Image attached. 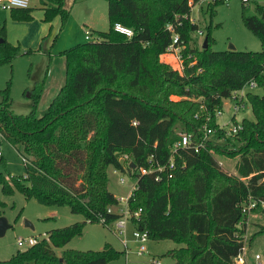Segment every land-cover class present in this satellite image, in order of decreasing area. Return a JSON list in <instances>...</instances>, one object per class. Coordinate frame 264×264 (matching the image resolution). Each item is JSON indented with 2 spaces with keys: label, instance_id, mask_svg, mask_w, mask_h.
<instances>
[{
  "label": "trees",
  "instance_id": "trees-1",
  "mask_svg": "<svg viewBox=\"0 0 264 264\" xmlns=\"http://www.w3.org/2000/svg\"><path fill=\"white\" fill-rule=\"evenodd\" d=\"M189 1L107 0L108 30L97 31L94 41L60 53L64 83L40 114L36 113L40 85L30 92L32 109L25 115L13 114L7 90L0 91V135L20 147L26 160L24 177L8 180L0 173L2 190L11 193L16 188L42 204H65L84 217L81 223L50 231L47 240L0 264H109L116 260L120 254L108 245L98 252L66 250L60 256L55 250L80 236L85 223H99V216L114 221L117 215L106 212L116 203L108 190V167L136 177L132 165L124 168L119 161L122 152L135 167L147 164L149 157L154 163L167 162L178 139L174 132L178 124L196 137L205 126L216 128L211 139L225 144L240 139L243 145L227 151L209 138L207 147L197 153L180 150L171 176L163 172L156 181L153 175H140L129 198L132 210L141 208L140 222L133 226L146 230L149 240L176 244L166 254L172 264H233L242 252L239 224L246 216L242 205L249 197L264 200V5L256 2L252 15L245 6L242 12L244 24L262 43L260 51H214L209 32L207 48L191 44L198 25L185 17L190 16ZM40 2L46 6L44 21L56 16L62 22L67 19L65 0ZM31 10L9 12L14 19L30 20ZM115 23L132 29V36L117 32ZM174 33L185 46L183 52L192 53L196 60L193 66L186 62L181 72L161 58ZM18 53L6 40V27L1 24L0 63ZM250 80L262 89L261 95L247 92L245 96L254 118H243L242 129L227 136L218 128L216 113L222 110L223 99ZM214 149L238 155L237 175L223 171L213 157ZM216 177L227 182L216 187ZM253 210L264 213L260 207Z\"/></svg>",
  "mask_w": 264,
  "mask_h": 264
},
{
  "label": "rangeland",
  "instance_id": "rangeland-1",
  "mask_svg": "<svg viewBox=\"0 0 264 264\" xmlns=\"http://www.w3.org/2000/svg\"><path fill=\"white\" fill-rule=\"evenodd\" d=\"M68 2V4H67ZM66 7L68 17L61 21L62 25L53 36L49 52L43 48L45 38L27 39L26 48L18 44L20 38L18 27L13 28L7 23V41L18 48V54L10 61L0 63V91L7 90L10 99V110L13 114H28L32 109L30 92L34 87L41 86V96L36 106V113L40 114L47 108L56 96L65 79V69L60 64L61 60L55 59L60 53L76 44L94 41L97 39V31H107L109 21L107 15V0H67ZM264 5V0H197L191 6L190 19L198 25L199 34L194 32L193 38L198 41L191 42L199 47L209 32L210 48L214 51L228 50L231 46L239 51H260L262 43L257 35L252 33L244 24L242 18L243 7L248 14H255V3ZM38 5L37 0L30 4ZM8 10L0 8V22L6 18ZM5 16V17H4ZM43 18V17H42ZM45 23V21H43ZM42 24V22H41ZM96 32H95V31ZM93 31V32H92ZM41 38V37H40ZM40 40V41H37ZM51 54V55H49ZM163 54L161 56L164 60ZM169 57V55H167ZM165 57L167 61L169 58ZM174 64V63H172ZM61 65V67H60ZM253 92L261 95L262 89L258 86L243 88V93ZM0 92V101L2 99ZM173 100L179 97L172 96ZM194 101L198 102L196 98ZM233 99L226 98L222 102V110L217 115V122L225 130H229L234 121L241 122L243 118L253 119V113L249 102L244 98V107L238 112L233 111ZM202 107H200V110ZM199 110V111H200ZM185 131L182 125L174 127V132ZM211 144L225 147L227 151H233L243 145L238 139L234 144H225L224 140H209ZM224 151V152H221ZM215 160L228 175H237L236 163L238 155L225 153V150L211 151ZM0 173L6 178L24 177L26 170L22 159L20 147L11 145L0 135ZM108 190L115 196H126L136 179L125 171L113 172V167L107 169ZM123 177L124 182H119ZM227 182L223 177H216L214 185L222 186ZM209 195L213 190L209 191ZM0 216L6 218L10 228L0 237V261H8L18 251H24L28 247L17 246V240L34 237L37 240H47L48 233L52 230L71 226L84 221L81 214L72 213L69 207L63 205L42 204L35 197L26 198L21 191L14 188L11 193H5L0 184ZM30 224L31 227L26 226ZM242 232L245 248L246 264H254V255L259 254L264 259V213L260 210L248 211L245 218L239 224ZM125 240L128 243L129 255L125 258L124 248L120 238L114 231L100 223H85L82 234L74 237L65 247L56 249L58 256L66 250L94 251L98 252L108 245L120 255L109 264H150L152 259L160 260L161 264H172V260L166 257L171 249L178 247L171 241L148 240L145 244L147 252L139 256V245L131 236V228L127 230Z\"/></svg>",
  "mask_w": 264,
  "mask_h": 264
},
{
  "label": "built area",
  "instance_id": "built-area-1",
  "mask_svg": "<svg viewBox=\"0 0 264 264\" xmlns=\"http://www.w3.org/2000/svg\"><path fill=\"white\" fill-rule=\"evenodd\" d=\"M31 0H0V8L3 10H11L12 8H27L30 5ZM224 2H229V0H223ZM246 1V0H243ZM189 5H194V1L190 0ZM191 22H194L192 19H190V16L187 17ZM167 28L169 30L172 29L171 25H168ZM114 29L127 36L131 37L133 34L132 29L125 27L121 25L120 23L114 24ZM197 33L201 34V31L197 30ZM194 42L198 44V41L193 38ZM196 44V47L198 45ZM199 47L202 48V43H199ZM185 46L182 43V41L179 40L178 34H172V41L171 43L166 47L165 55H169L171 57V61H163L169 65L172 66L175 70H178L181 72L184 69L185 63L187 62L188 66H193L196 63V60L194 59V55L192 53L185 54L183 52ZM174 63V64H172ZM200 71V69H198ZM249 87H256V82L254 80H250L246 84L243 85L242 88L239 90H236L232 93L230 96L233 101V111L238 112L241 108L244 107V98L245 94L243 93V88L245 86ZM220 114V111L216 113V115ZM232 119L234 121V124L229 130H225L222 126H218L219 129H223L225 131V134L227 136L235 135L242 129V123L236 122L234 115L232 116ZM136 122L134 121L133 124ZM216 128H209L207 126L204 127V132L201 136H194L192 133L181 131L178 132V139L172 144L171 146V155L167 162L161 164V163H154L152 161V158H148V162L145 165L135 167V165L132 163L131 158L127 153H120L119 154V161L122 163L123 167L125 168L126 165H132L133 168L136 169V179L135 183L131 186V189L129 193L126 196H115L116 203L114 205H110L107 207L106 212L110 214H115L117 217L112 222H107L106 217L99 216L98 222L102 224L103 226L107 227L109 230H112L115 232V234L120 238V241L122 242V246L124 248V254L125 258H128L129 255V249H128V243L125 240V235L127 233V230L129 227H131V236L132 238L137 242L139 245L137 254L139 256L144 255L147 252L146 249V242L149 240L148 232L146 230H139L136 227L133 226V223H139L141 218V208L139 207L137 210H132L129 206V198L132 196L133 191L137 187L138 178L140 175H153L154 179L156 181H160L162 177V173L166 172L169 176H171V173L175 170V156L179 154L180 150H186V151H192L194 153L199 152L201 149H205L207 147V142L213 134H215ZM1 155V153H0ZM24 163L26 160L22 158ZM114 173L119 172L117 169H113ZM119 182L123 183L124 179L123 177H119ZM260 207L261 209H264V200H255L249 197L248 201L242 205V212L246 215L248 211H252L254 208ZM39 242L34 237H28L26 239H18L17 240V246H27L31 247L36 245ZM245 248L243 247L242 252L238 254L233 259V264H246L245 259ZM254 264H264V259L259 254L254 255L253 258ZM150 264H161L160 260L158 259H152Z\"/></svg>",
  "mask_w": 264,
  "mask_h": 264
},
{
  "label": "crops",
  "instance_id": "crops-1",
  "mask_svg": "<svg viewBox=\"0 0 264 264\" xmlns=\"http://www.w3.org/2000/svg\"><path fill=\"white\" fill-rule=\"evenodd\" d=\"M31 1H33V0H31ZM65 1L67 2V0H65ZM66 2H65V4H66ZM37 3H38V5H36V3H34L33 5L32 4L29 5V7L32 9L30 20L14 19L10 16V12L8 11L6 18H4L2 23L0 22V25L4 23V25L6 27L7 23L9 22L11 27H13V28L18 27L17 33L20 35V38L18 40L16 39V41L18 44H21V46L23 48H26V46L29 45V43H28V45L26 43L27 39H30V40L32 39V42H33L37 38H39V39H41V42H43L42 39L45 38L46 40H44L45 42H43L42 45H43V48L49 52L50 51L49 48H50V46L52 44V40H53V36L51 37V34H54L55 32H57V30L60 29L62 23H61L59 16L54 17L51 21H48V22L45 21V23H44L43 22L44 20L42 17H43V13H44L43 10L46 6H43L41 4L40 0H37ZM67 4H68V2H67ZM65 7H66V5H65ZM41 22H42V24H41ZM6 32H8L7 29H6ZM6 40H7V33H6ZM37 41H40V40H37ZM11 44H13V43H11ZM49 55H51V54H49ZM165 57H168V56H165ZM165 57H164V60L167 61L168 59L166 60ZM55 59L61 60L60 64L62 65L63 68L65 67L63 56L60 55V56L56 57ZM169 61H171V57L169 58ZM61 65H60V67H61Z\"/></svg>",
  "mask_w": 264,
  "mask_h": 264
},
{
  "label": "water",
  "instance_id": "water-1",
  "mask_svg": "<svg viewBox=\"0 0 264 264\" xmlns=\"http://www.w3.org/2000/svg\"><path fill=\"white\" fill-rule=\"evenodd\" d=\"M207 48V38L205 37L203 42H202V49ZM230 50H234V47L231 46L229 48ZM26 226L31 227L30 224H26ZM10 228V225L8 224V222L6 221V218L3 216H0V237L3 236L5 234V232Z\"/></svg>",
  "mask_w": 264,
  "mask_h": 264
}]
</instances>
